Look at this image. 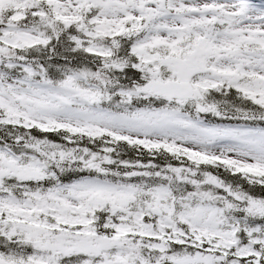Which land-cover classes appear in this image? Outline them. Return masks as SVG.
<instances>
[{
	"label": "snow or ice",
	"instance_id": "snow-or-ice-1",
	"mask_svg": "<svg viewBox=\"0 0 264 264\" xmlns=\"http://www.w3.org/2000/svg\"><path fill=\"white\" fill-rule=\"evenodd\" d=\"M0 264H264V0H0Z\"/></svg>",
	"mask_w": 264,
	"mask_h": 264
},
{
	"label": "trees",
	"instance_id": "trees-1",
	"mask_svg": "<svg viewBox=\"0 0 264 264\" xmlns=\"http://www.w3.org/2000/svg\"><path fill=\"white\" fill-rule=\"evenodd\" d=\"M129 157L135 158V157H134V154H133L132 152H129L128 156L125 157V158H129Z\"/></svg>",
	"mask_w": 264,
	"mask_h": 264
}]
</instances>
